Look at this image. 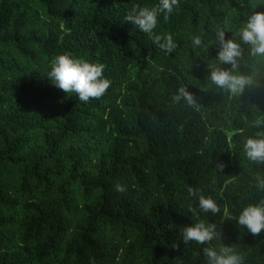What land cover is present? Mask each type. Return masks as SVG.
Wrapping results in <instances>:
<instances>
[{
    "label": "trees",
    "instance_id": "trees-1",
    "mask_svg": "<svg viewBox=\"0 0 264 264\" xmlns=\"http://www.w3.org/2000/svg\"><path fill=\"white\" fill-rule=\"evenodd\" d=\"M156 3L0 0V264H204V246L178 241L197 207L189 185L221 207L200 213L218 225L212 245L264 264V232L224 214L264 199L254 187L264 165L243 152L264 131V59L245 53L240 70L256 86L240 98L208 78L215 28L231 37L264 0H179L156 29L173 35L171 54L125 21ZM196 35L207 48L192 46ZM65 52L104 65L101 98L84 103L46 79ZM182 85L198 110L172 101Z\"/></svg>",
    "mask_w": 264,
    "mask_h": 264
},
{
    "label": "clouds",
    "instance_id": "clouds-1",
    "mask_svg": "<svg viewBox=\"0 0 264 264\" xmlns=\"http://www.w3.org/2000/svg\"><path fill=\"white\" fill-rule=\"evenodd\" d=\"M179 0H158L154 6L136 5L125 17V21L134 25L135 29L146 34L152 42L163 52L171 54L177 44L171 33L158 34L156 29L161 16L168 19L178 7ZM241 7H244L243 3ZM258 5L252 3L247 12L244 23L228 37L223 27L214 30L215 47L217 55L215 64L208 65V78L216 88L228 93L230 97H241L246 90L256 86L254 73L241 71L245 62V53L249 57L264 59V11H257ZM192 46L198 49L207 48L205 40L196 35L192 38ZM226 67V66H229ZM46 79L55 87L67 93H75L76 97L84 103L90 99L101 98L111 86V81L104 76V65L76 57L70 52L56 55L50 64ZM187 85L180 86L172 95L174 103L182 101L190 108L198 110L197 100L189 92ZM256 127H264V121L256 120ZM243 152L247 159L259 165H264V131L249 136L244 140ZM223 163H216V168L223 170ZM255 188L264 192V178L257 177ZM117 191H124L117 185ZM188 195L194 198L197 207H189L193 219L191 224L183 225L179 230L178 241L185 245L195 242L202 248L204 264H244V256L233 246L225 243L212 245V241L221 238L216 223L206 222L200 218V213L216 215L221 207L211 196L203 194L202 190L190 186ZM229 220H235L238 226L245 228L250 234L258 236L264 232V199L249 203L243 207L237 216L225 212ZM178 249L179 243L172 245Z\"/></svg>",
    "mask_w": 264,
    "mask_h": 264
}]
</instances>
